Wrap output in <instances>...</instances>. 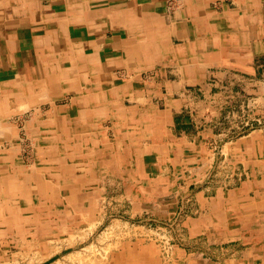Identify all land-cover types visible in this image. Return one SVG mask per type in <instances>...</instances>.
Wrapping results in <instances>:
<instances>
[{"label": "crops", "instance_id": "obj_1", "mask_svg": "<svg viewBox=\"0 0 264 264\" xmlns=\"http://www.w3.org/2000/svg\"><path fill=\"white\" fill-rule=\"evenodd\" d=\"M213 88L228 91V116L245 104L262 111L264 0H0V123L26 132L35 109L61 118L69 135L54 145L67 153L93 134L95 162L119 165L134 151V171L147 177L152 149L198 148L174 139L176 116L182 100H215ZM25 100L34 107L20 108ZM244 139L228 143V160L248 155L246 181L215 189L204 214L213 244H246L236 263L264 264V139Z\"/></svg>", "mask_w": 264, "mask_h": 264}, {"label": "rangeland", "instance_id": "obj_2", "mask_svg": "<svg viewBox=\"0 0 264 264\" xmlns=\"http://www.w3.org/2000/svg\"><path fill=\"white\" fill-rule=\"evenodd\" d=\"M239 86L234 91L241 93ZM226 92L224 88H213V94L218 95L215 100H207L200 93L196 100L180 101L183 107L179 116L176 114L180 128L173 133L174 139L184 137L198 148L177 147L168 140L165 154L152 149L150 164L143 166L147 177L134 171V151L119 165H110L100 157L106 163L96 164L89 172L94 195L87 196L84 211L79 214L71 208L70 219L60 228L51 221L53 236L12 242V237L1 239L0 264H192V259L199 257L194 264H238L241 252L250 246L213 244L209 235L212 228L207 229L209 218L204 211L211 206L209 197L215 189L226 192L246 181L241 170L248 155L228 160V143L242 138L244 141L253 132L264 139V101L259 103V114L252 107L257 104H245L239 113L238 108L234 110L236 116H228L223 109ZM66 103L68 100L57 104ZM159 107L163 108L161 103ZM99 124L105 128L109 125L102 121ZM20 137L26 161L33 158L32 142L25 130ZM3 147L8 146L0 142V149ZM124 167L133 172L129 176L138 178H123ZM58 218L51 216L48 220L56 222ZM42 231L45 229L40 227ZM228 259L231 261L224 262ZM242 260L239 264H248L246 258ZM248 261L260 264L254 259Z\"/></svg>", "mask_w": 264, "mask_h": 264}, {"label": "bare ground", "instance_id": "obj_3", "mask_svg": "<svg viewBox=\"0 0 264 264\" xmlns=\"http://www.w3.org/2000/svg\"><path fill=\"white\" fill-rule=\"evenodd\" d=\"M32 104L33 101L25 100L20 108L28 110L34 107ZM42 115L35 109L28 117L26 138L32 142L33 156V160H27L28 163L17 161L22 144L19 128L0 123V142L8 146L0 149V243L6 237H12V242L25 237L53 236L51 221L55 223L54 227L60 228L70 219L68 213L71 208L80 214L84 211L83 203L87 196L94 195L90 189V173L98 164L93 160L96 136L89 134L84 146L78 142L70 148L72 153H67V146L59 144L68 138V123L61 118L53 119L49 113ZM57 141L60 142L54 145ZM51 216L59 218L56 222L48 220ZM72 221L77 224L74 219ZM40 227L45 231L39 232Z\"/></svg>", "mask_w": 264, "mask_h": 264}]
</instances>
